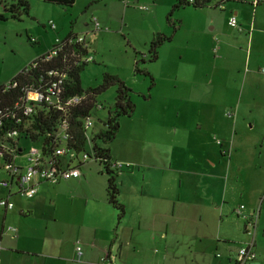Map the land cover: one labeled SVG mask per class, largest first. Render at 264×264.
Instances as JSON below:
<instances>
[{"label":"rangeland","instance_id":"rangeland-1","mask_svg":"<svg viewBox=\"0 0 264 264\" xmlns=\"http://www.w3.org/2000/svg\"><path fill=\"white\" fill-rule=\"evenodd\" d=\"M240 1L224 3L223 11L216 7H186L174 11L171 20L178 21L180 28L170 43L160 47L158 60L152 64L147 62L148 45L156 34L169 35L171 32L166 16L174 0H127V4L122 0H75L68 8L29 0L28 15H21L19 20L0 21V84L48 53L57 40L72 33L84 38L88 55L92 58L80 73L83 90L97 87L103 74L116 76L130 90L134 110L131 115L119 118L118 131L112 143L105 146L110 145L112 161L121 164L119 170L126 174L124 185L119 188L125 203L123 235L132 233L138 236L136 216L143 214L144 210L162 215L160 224L168 226L169 237L164 252L160 244L150 250L151 257L156 258L155 264H217L225 246L221 239L227 238L222 228L228 227L233 234H238L236 224L239 223L241 231V221L236 219L237 213L232 209L236 211L240 205L246 204L241 190L245 186L252 188L257 180L254 166L264 167L263 86L259 83L255 89L252 82L243 77L240 91L232 93L234 101L229 103L206 85L208 76L203 73L212 66V52L207 51V42L211 41L209 28L214 18L219 19L216 24L220 25L228 8L242 9L241 15L252 16L254 11L244 8L245 3ZM11 2L0 0V13L3 12L2 6ZM92 18L98 22L99 30L89 22ZM248 55L250 62L264 60V50L262 54L256 48H249ZM190 68L197 72L189 71L183 75L182 70ZM142 72L151 74L154 87L149 89V78ZM253 78L258 82L261 79L255 75ZM224 83L221 80V84ZM114 89L110 87L95 97L103 109L91 115V131L99 128L97 117H103L112 107ZM185 119L186 124L182 123ZM198 124L201 125L200 131L192 130ZM178 128L185 129V138L172 146V142L179 140ZM20 146L24 150L21 158H17L20 162L26 151L40 147L36 141H21ZM219 151L224 157H220ZM190 155L192 159L189 160ZM195 157L201 171L208 170L219 160L222 171L219 176L227 185L217 183L216 188L206 189L202 188L201 177H187L189 181H185L186 175H183L180 188L170 185L181 195L174 208V217L170 216L171 202L131 195L133 182L135 192L138 190L131 179L139 182L140 176L134 174L128 179V174L138 170L149 173L150 167L161 166L167 161L179 168L190 166ZM89 164L95 165L92 161ZM259 177L263 174L259 173ZM149 182L160 188L163 181L152 169ZM197 182L199 184L194 185ZM202 182L208 183V180ZM221 187H224L225 194ZM3 193L0 191V195ZM152 195L151 190L150 197ZM261 196L258 197L256 191L249 195L256 207ZM10 201L13 205L21 202L20 199ZM224 214L232 219H225ZM4 226V229L9 226L16 229L14 236L10 232L4 236L7 243L15 239L18 244L19 229L13 224ZM252 233L253 230H249V234ZM198 240L201 241L199 245Z\"/></svg>","mask_w":264,"mask_h":264},{"label":"crops","instance_id":"crops-1","mask_svg":"<svg viewBox=\"0 0 264 264\" xmlns=\"http://www.w3.org/2000/svg\"><path fill=\"white\" fill-rule=\"evenodd\" d=\"M233 1L235 0L226 2ZM241 2L245 3L244 8H250L254 11L251 17L241 15L240 10L242 9L228 8V12L224 14V20H221L220 25L216 24L218 18H214L213 23L210 24L209 30L212 37L211 41L208 40L207 42V51L212 52L210 58L212 66L203 72L208 76L206 85L213 88L216 93L218 92L221 99L229 103L234 101L232 93L240 91L243 77L248 78L247 80L252 82L255 89L259 87V83L264 88V72H262L264 70V60H251L250 62L248 55L249 48H256L263 54L264 8H260V6H264V2L254 8L251 6V0H241ZM219 10L223 11L224 5ZM212 15L214 17V14ZM230 16L235 17L240 31L227 25ZM179 28L180 23L173 34L170 32L169 35H164L171 36L169 41L162 45L170 43ZM162 45L156 50V59L153 62L147 61L148 63L152 64L158 60V52ZM141 60L143 61V59ZM136 63L138 62L135 61V69L138 70ZM203 70H198V72ZM189 71L191 73L197 72L196 69L190 68L182 70V73L183 75L184 73L188 74ZM147 74L152 78L151 74ZM253 75L261 78L259 82L254 80ZM221 80L225 81L223 85ZM152 87H154V83ZM251 105L257 108V106ZM186 121L185 119L182 123L186 124ZM200 128L201 125L198 124L192 130L200 131ZM178 129L180 130L179 140L172 142V146L177 142L184 141L185 129ZM233 132V136H235L236 133ZM229 135L230 131L228 132ZM224 136L227 138L226 135ZM109 146H107L108 150ZM219 152L220 157H224L221 156L224 153ZM109 156L112 159L110 150ZM188 157L189 160L192 159L191 155ZM198 162L195 157L190 166L179 168L167 161L166 164L161 166L150 167L149 173L140 172V170L137 173L132 172L128 174V179L134 174H138L140 181L137 182L131 179L135 181L138 188L135 192L133 182L131 184V195L136 194L154 200L171 202L172 212L170 216L174 217V208L181 199V195L175 192L174 187L178 186L180 188L184 179L183 175H186L185 181H189L187 177L195 179L197 176L198 178L201 177L202 188L206 189L216 188L217 183L224 187L227 185V182H224V180L222 182L221 176H219L222 174L219 160L212 163L208 170L203 169L202 171L198 168ZM89 163L91 162L88 161L80 167L81 176L78 179L59 181L55 184L37 182L35 194L31 199H25L17 195L10 197V200L20 199L21 202H14L12 209L9 211L0 209V264H98L101 258H104V260L100 264L156 263V258L151 257L150 250L160 244L164 252L166 240L169 237L168 226L160 224L162 215L151 214L144 210L143 214L135 215L139 222L137 227L139 229L138 236L135 237L132 233L124 236L122 228L126 225L124 221L125 203L122 201L119 188L120 185L121 187L124 185L126 174L120 171L116 179L117 200L124 209V215L118 220L117 211L107 203L105 193L106 176L100 173L97 166ZM254 168L255 172L257 171V180L252 188L245 186L241 190L246 199L244 203L248 207L245 204L240 215L236 214L235 216L236 219L241 221V231H239V223L236 224L238 234H233L228 227L222 228L227 238L221 239L225 246L223 256L220 258L218 255V259H220L217 264H236L234 261L236 249L249 243L253 244V249L259 258L245 264H264L261 260V258H264V167L254 166ZM152 169L157 172L158 178L160 177L163 181L160 188H155L149 182ZM259 173L263 174V177L260 178ZM203 179L208 180V183L202 182ZM197 184L199 182L194 183V185ZM170 185L174 187L170 188ZM224 187H221L220 190L225 194ZM151 190L154 193L152 197H150ZM253 191H256L258 197L262 194L260 204L257 207L256 203L251 201L249 197ZM162 194L163 196H160ZM232 212L236 213L235 209H232ZM252 214H256L255 225L252 227L253 229H246L243 217L250 218ZM224 215L226 219L228 216ZM228 219L232 218L228 217ZM4 224H13L19 229L20 240L18 244H15L18 240L15 241V239L10 238L9 243H7L4 236L8 233L4 229ZM249 230H253V233L249 234ZM75 241L80 244L82 250L80 256L75 254L73 245ZM197 242L199 245L201 241L198 240Z\"/></svg>","mask_w":264,"mask_h":264},{"label":"trees","instance_id":"trees-1","mask_svg":"<svg viewBox=\"0 0 264 264\" xmlns=\"http://www.w3.org/2000/svg\"><path fill=\"white\" fill-rule=\"evenodd\" d=\"M28 1L12 0L11 3H5L2 6L3 12L0 13V21L19 20L21 15H28ZM40 1L68 8L75 0ZM226 1L229 0H174L166 16L171 34L179 27L178 21L171 20L172 13L177 9L221 8ZM89 22L91 23L92 20L90 19ZM170 36L156 34L148 45V62L156 59L157 48L168 42ZM77 37L68 33L63 39L57 40L48 53L36 58L7 82L0 84V160H8L9 156L3 151L7 147H16L18 150L15 151L16 154L23 153L21 141L39 142V149L44 155L50 154L57 148H62L65 152L71 150L84 152L87 160L79 163V171L83 164L92 161L99 168L100 173L106 176L107 203L117 211L119 220L124 215L123 206L117 200L116 178L120 170L115 167L105 145L114 139L119 127V118L131 115L134 104L130 100V90L119 78L110 74H103L101 83L95 88L86 90L81 88L80 73L89 62H81L88 51L87 48L82 47L84 44L76 41ZM53 50L55 53L50 55ZM142 75L149 78L150 89L153 85L152 78L145 72H142ZM53 83H56L57 87L54 95L48 99L50 103L44 100L33 102L25 99L28 92H38L44 97L50 95L49 90ZM110 87L115 88L112 107L106 110L103 117H97L98 130L91 131L90 128L85 130L83 126L85 120L87 118L91 120L93 113L103 109L102 105L96 102L95 97ZM72 98H81V100L64 110L65 106L62 104ZM57 102L61 104L62 109L56 106ZM24 105L34 107L33 113L29 116H23L21 113ZM64 121L67 124V138L57 139L54 132ZM12 131H16L15 137L10 136Z\"/></svg>","mask_w":264,"mask_h":264},{"label":"built area","instance_id":"built-area-1","mask_svg":"<svg viewBox=\"0 0 264 264\" xmlns=\"http://www.w3.org/2000/svg\"><path fill=\"white\" fill-rule=\"evenodd\" d=\"M122 2L127 4V0H122ZM263 2L264 0H251V6L254 8ZM139 9L147 10L145 7H139ZM91 20L95 29L99 30V25L96 19L92 18ZM227 25L240 31L234 16L229 17ZM50 27L54 29V26L51 23ZM76 41L84 44L82 47L87 48L83 37H77ZM54 53L55 52L53 50L50 52V55H53ZM91 60L92 58L87 53L86 56L81 59V62L87 63ZM262 72H264V70H262ZM56 87L57 84L53 83L51 85V89L49 90L50 95H45V97L38 92H28L25 95V99L31 100L33 102H40L41 100H44L45 102L50 103L48 99H50L51 95H54V90ZM80 100L81 98H72L66 100L62 104L65 106L64 110H66L69 106L78 104ZM60 105V103H56V106L62 109ZM33 111V105H24L21 109L23 116H29L33 113ZM11 117H13V115H11ZM83 126L85 130L91 128V120L87 118ZM66 131L67 124L64 121L58 126L57 130L54 132V135L57 139L64 140L67 138ZM10 136L15 137L16 131H12ZM11 140L13 141L14 139ZM3 151H6V154L9 156L8 160H0V190L4 192L3 195H0V209L3 211H9L12 209L13 204L10 201V197L12 195H17L18 197L25 199H31L35 194V186L37 182L55 184L59 181L78 179L81 176L78 168L79 163L87 160L86 154L82 151L75 152L71 150L65 152L62 148H57L50 154L47 153L46 155H44L39 148L38 150L31 148L24 153V159L21 162L18 159L21 158L20 156H22L23 153L18 152V154H16L15 151H18L16 147H7L4 148ZM115 167L119 170L121 164H115ZM242 209L243 206H239L235 212L240 215ZM255 219L256 214H252L250 218L244 216L243 220L245 222V228L253 229L252 227L256 222ZM6 232H10L14 236L16 229L12 228V226H9L6 228ZM74 246L75 254L80 256L82 252L79 242L75 241ZM258 258L259 256L254 251L252 243L239 246L234 254V261L236 264H245L257 260ZM103 260L104 258H101L98 264L102 263ZM261 260L264 262V258H261Z\"/></svg>","mask_w":264,"mask_h":264}]
</instances>
